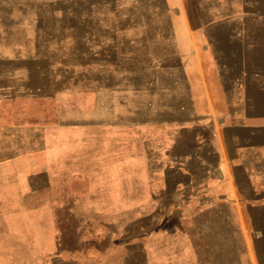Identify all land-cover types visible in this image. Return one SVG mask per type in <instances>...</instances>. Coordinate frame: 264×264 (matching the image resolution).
Listing matches in <instances>:
<instances>
[{
	"label": "rangeland",
	"instance_id": "374dc122",
	"mask_svg": "<svg viewBox=\"0 0 264 264\" xmlns=\"http://www.w3.org/2000/svg\"><path fill=\"white\" fill-rule=\"evenodd\" d=\"M0 264H264V0H0Z\"/></svg>",
	"mask_w": 264,
	"mask_h": 264
},
{
	"label": "crops",
	"instance_id": "0c3cea01",
	"mask_svg": "<svg viewBox=\"0 0 264 264\" xmlns=\"http://www.w3.org/2000/svg\"><path fill=\"white\" fill-rule=\"evenodd\" d=\"M184 95L188 96L186 102L176 104L174 101L168 100L166 105H164L165 107L162 109V111L167 114L168 123L170 122V124L167 125L171 127L168 128L171 130L178 129L182 138L190 137V142H192L195 147L191 154H189V157H187L189 161H197L200 170L204 171L206 175L209 174V170L210 172L216 171L218 175H220V171L223 177V168L228 164L229 160H232V157L230 148L226 144V141L220 138V130H218L215 124L214 112L217 111V108L215 107L207 88L204 90L187 89ZM191 97L193 98L192 100ZM200 99H202L204 103H201ZM193 101L194 103H192ZM195 103H198L199 105L204 104V106L199 109L198 105ZM200 110L204 112L202 115L198 114ZM181 121H183V123L180 124L179 122ZM175 122H178L179 126L174 124L171 125ZM228 127L230 126L224 128ZM224 128H222V130H224ZM187 133H189V137L186 135ZM179 134L175 136V143ZM209 135L210 137L208 138ZM18 136L22 137V135ZM223 142L225 143V146ZM186 167L191 169L189 164L186 165ZM42 172L43 171L41 170L36 171L34 169L33 171H27L26 174L30 176L35 174L40 175ZM29 181H31V179H29ZM31 186L32 184L29 182L28 187ZM28 187H25V185L21 187L19 189L20 193L23 194L24 189Z\"/></svg>",
	"mask_w": 264,
	"mask_h": 264
},
{
	"label": "water",
	"instance_id": "95a60500",
	"mask_svg": "<svg viewBox=\"0 0 264 264\" xmlns=\"http://www.w3.org/2000/svg\"><path fill=\"white\" fill-rule=\"evenodd\" d=\"M220 175H221V172L219 171Z\"/></svg>",
	"mask_w": 264,
	"mask_h": 264
}]
</instances>
